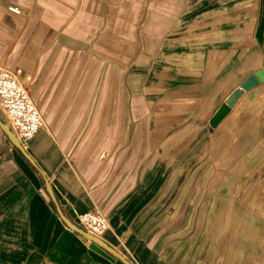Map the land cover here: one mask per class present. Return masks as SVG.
Returning <instances> with one entry per match:
<instances>
[{"label": "crops", "instance_id": "1", "mask_svg": "<svg viewBox=\"0 0 264 264\" xmlns=\"http://www.w3.org/2000/svg\"><path fill=\"white\" fill-rule=\"evenodd\" d=\"M183 4L0 0V66L21 67L31 78L32 96L47 126L25 148L37 167L0 134V264H127L71 229L59 209L75 224L79 213L103 212L110 228L100 239L129 264H264V83L245 91L212 127L213 137L226 127L230 139L235 136L234 146L225 149L231 157L230 179L216 183L213 203L217 200L219 206L211 213L191 207L201 199L190 197L186 180L174 174L182 173L178 160L188 155L189 125L204 132L207 126L200 127V119L192 115H144L137 94L144 67L152 69L146 81L152 86L168 70L189 69L193 58L187 48L196 44L200 107L216 108L207 119L210 126L230 93L264 68L259 52L260 65L248 57L242 60V47L252 40L245 43L246 37L235 40L237 34H224L232 22L222 11L198 19L197 37L171 41L159 58L141 55L142 41L154 30H171ZM13 6L19 13L10 10ZM185 26L175 32L188 33L180 32ZM125 71L130 100L124 97ZM128 102L136 118L129 121L134 131H111L126 124L118 109ZM238 122L244 132L239 138L232 131ZM242 138L246 144L238 151L235 145ZM240 156L245 160L239 167L233 161ZM242 172L256 175L235 182Z\"/></svg>", "mask_w": 264, "mask_h": 264}, {"label": "rangeland", "instance_id": "2", "mask_svg": "<svg viewBox=\"0 0 264 264\" xmlns=\"http://www.w3.org/2000/svg\"><path fill=\"white\" fill-rule=\"evenodd\" d=\"M148 3L149 2L146 3V9L140 20L138 33H140V29L145 22ZM219 11H222L223 15L226 16V20L231 19L232 22V27L226 28L223 31L224 34L229 35V33H232L234 36L237 34L234 38L235 40L238 37H246L248 39L245 43L252 40V44L242 47V60L248 57L253 61L255 60V65H260L261 57L257 52L264 55V49L260 45L261 39H259L260 37L264 40V0H184L182 11L180 9L175 15L172 29L169 31L162 29L156 34H154L156 30L152 33L150 32L145 41H142L141 55H151L159 58L166 50H168L165 46L170 45L171 41L172 43H176L177 41L180 42L181 39L197 37V20L203 18L204 15ZM182 25H188L180 29V32L181 30L188 31V33H184V35L175 32L179 27H182ZM157 26L160 25H153L154 28L158 29ZM202 33L203 30H201V34ZM187 49V54H190L189 56H192L191 58L194 59L190 61L189 69H184L182 71L168 70V75L158 76L156 84L147 86L146 81L150 77L152 69L151 67H144L143 73L138 79L137 94L141 97L142 108L145 111L144 115L151 114L160 117L183 116L184 119H186L188 115H192L193 118L200 119V121L198 120L201 125H199L200 127H203L204 125L207 126L204 132L199 129L196 124L189 125V141L188 145H186L189 150L188 155H183L182 159L180 157L178 160L179 163L183 164V168L181 169L183 170L182 173L179 169L178 171H175L174 174L178 175V178L181 177L183 180H186L188 186L186 190L190 197L192 196L196 199H201V204H199V206H197V200L191 205V207L194 206L201 211L211 213L214 210L217 211L219 206L217 200H215V204L213 203L215 196H218L217 194L219 190L218 187H215L216 183L218 184L219 181H221L223 184L225 180L230 179L231 173L228 165L229 158L231 157L225 155V153H227V150L225 151V149L230 147V145H233L234 139H232V137H234L235 134L231 135L230 139L228 127H226L225 130H222L221 134L217 137H213L211 134L213 129L211 125L209 126L207 119L214 113L216 108L205 109L200 107L203 103L198 99L201 91L200 85L202 84V78L198 75L199 64L197 61L200 51L198 52L196 44H190ZM262 65H264V63ZM125 70H127V67H125ZM164 78L169 79L170 82L167 84L161 83ZM128 81L129 75L127 71H125L126 88L124 90V97L126 96V98L130 100L132 97V90ZM30 88L32 93V85H30ZM128 105H130L129 102L124 108L118 109V115L124 116L126 124L115 126L114 128L112 127L110 128L111 131L124 132L125 134L134 131L132 127L133 124H129V121H135L136 118H134L131 105ZM115 113L116 111H110V115H114ZM181 113L183 115H181ZM0 115L7 121L1 110ZM202 120H205L206 122H203ZM180 125L181 124H179V126ZM242 125L243 124L239 122L237 125L232 124V131L236 130V137L238 138L244 133L243 130H241ZM45 127H47L46 124L44 125V128ZM0 134L15 151L16 148L1 128ZM245 144L246 143L242 138L236 142L235 147L240 151L245 147ZM244 160L245 157L240 156L233 162H236L240 167L241 162ZM255 175V173L252 174L250 172L238 173L235 182L237 180L244 181V179L252 180L255 178ZM175 192L176 194H179L177 191ZM238 195L243 196V192ZM225 206V204L220 205L221 211L224 208H227Z\"/></svg>", "mask_w": 264, "mask_h": 264}, {"label": "built area", "instance_id": "3", "mask_svg": "<svg viewBox=\"0 0 264 264\" xmlns=\"http://www.w3.org/2000/svg\"><path fill=\"white\" fill-rule=\"evenodd\" d=\"M9 8L19 13L17 7ZM30 81L21 67L0 66V110L24 148L45 125L30 91ZM77 220L80 228L98 238L110 228L106 215L97 209L79 213Z\"/></svg>", "mask_w": 264, "mask_h": 264}, {"label": "water", "instance_id": "4", "mask_svg": "<svg viewBox=\"0 0 264 264\" xmlns=\"http://www.w3.org/2000/svg\"><path fill=\"white\" fill-rule=\"evenodd\" d=\"M260 83H264V68H261L257 70L254 73H251L240 85L234 89L230 95L226 98L224 103L217 109L215 114L213 115L212 119L210 120V124L212 127H216L222 119L230 112L232 107L236 104V102L240 99V97L244 94L245 91L251 90L252 88L256 87ZM0 128L3 130V132L7 135L9 140L12 142L14 147L19 150L22 155L35 167H37L35 161L32 159V157L29 155V153L26 151V149L22 146L20 141L18 140L17 136L15 133L12 131L10 128L9 123L2 118L0 115ZM41 174L43 175V172L40 170ZM44 176V175H43ZM47 191L52 198V200L56 204V198L55 195L52 191V188L50 186V183L45 179ZM59 212L63 218V220L66 222V224L73 230L77 231L78 233L84 235L85 237L92 239L96 242H98L100 245L105 247L106 249L110 250L112 253L116 254L119 256L123 261H125L127 264L129 262L125 260L122 256H120L114 249H112L110 246L105 244L100 238L95 237L91 235L90 233L86 232L82 228H80L77 224L73 223L72 221L68 220L65 218V216L62 214L61 210L59 209Z\"/></svg>", "mask_w": 264, "mask_h": 264}, {"label": "bare ground", "instance_id": "5", "mask_svg": "<svg viewBox=\"0 0 264 264\" xmlns=\"http://www.w3.org/2000/svg\"><path fill=\"white\" fill-rule=\"evenodd\" d=\"M77 224V223H76Z\"/></svg>", "mask_w": 264, "mask_h": 264}]
</instances>
